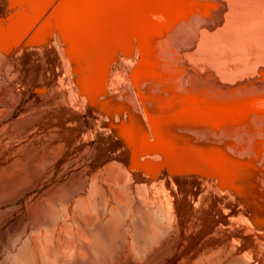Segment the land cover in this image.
<instances>
[{"label":"bare ground","instance_id":"6f19581e","mask_svg":"<svg viewBox=\"0 0 264 264\" xmlns=\"http://www.w3.org/2000/svg\"><path fill=\"white\" fill-rule=\"evenodd\" d=\"M6 3L2 111L38 118L36 104L49 100L53 132L81 147L84 158H76L91 161L89 168L100 164L82 170L79 185L93 184L85 187L88 207L109 211L108 184L114 225L124 215L139 222L147 210L165 216V224L132 225L136 243L159 241L170 217L185 227V210L189 229L237 225L235 239L253 243L264 260V0ZM35 84L42 90L27 94ZM96 150L99 159L90 157ZM135 195L154 202L136 203ZM48 249L44 255H54ZM221 252L211 254L212 264L246 262Z\"/></svg>","mask_w":264,"mask_h":264},{"label":"rangeland","instance_id":"374dc122","mask_svg":"<svg viewBox=\"0 0 264 264\" xmlns=\"http://www.w3.org/2000/svg\"><path fill=\"white\" fill-rule=\"evenodd\" d=\"M6 5H8L6 0H0V20L7 18ZM21 58L18 56L19 64H22ZM41 90L42 87L35 84L26 93L31 94ZM0 92L6 95L8 88L2 84ZM20 93L25 92L22 90ZM48 104L49 100L36 104L35 115L38 118L22 113L15 119L6 117L0 106L2 115L0 116L5 118L0 119V264H27L23 256L26 252L30 255V259L32 258V264H212V259L209 257L214 251L221 250V253H225L226 256H229L227 253L241 256L246 261L244 264H264L253 243L235 239V234L239 232L237 225L230 227L231 229L221 228L216 232L213 228L210 230L189 229L186 225L189 222V216L185 210V218L181 220L185 227L176 224L177 217L173 219L170 217L169 222L172 225L168 227V230L164 228L163 232L166 233L161 234L159 241L156 240L153 244L136 243L133 237L134 228L140 226L142 219H145L148 226L145 222L141 223V226L152 227L151 225L165 224V216L161 214L163 212L156 209V212L158 210L161 213L158 212L154 216L147 210L139 222L137 218L131 217L132 215H124L117 225H114L109 217L110 208L107 207L116 204L114 203L116 201L109 196L108 189L111 187L108 184H102L103 190L105 189L103 192L107 193L104 194L107 195L104 197H108L107 203L113 202V204L110 203L111 205L108 203L110 206L106 204L108 214L103 210L101 212L94 209L90 204L91 208L88 207L85 196L89 195L90 191L88 193L87 190H91L89 185L93 186V184L88 180L79 185L82 181V170L83 174L89 171L95 172L100 164L97 162L94 168H89L92 166L91 161L87 163L83 162L85 159H81L83 161L78 159L83 156L82 150L79 151L81 147H67L63 143L64 136L53 132L55 126L52 124L53 117L51 118L46 107L49 106ZM91 142L95 143L94 140ZM94 153L90 152V157L99 159L101 152L96 150ZM88 155L89 153L86 157ZM70 159H78L77 161L80 162L73 163L76 160L72 162ZM76 164H80L79 167ZM72 165H76V168ZM146 197L154 202L153 197L149 195L144 198L135 195L134 201L143 204L144 201H148L145 200ZM82 198L84 200L80 201ZM178 200L184 207L183 201L180 198ZM161 201L163 202L162 199ZM153 206L151 205V210H155ZM90 209L93 211L91 212ZM146 216L152 219L149 217L147 219ZM132 219H135L134 222L137 220L138 223L135 225ZM235 222L238 223L239 219H235ZM247 225L251 224L246 223ZM45 246L51 252L54 250V255L51 253L52 258L50 254L44 255L43 252L47 250ZM228 248L231 249L228 250Z\"/></svg>","mask_w":264,"mask_h":264}]
</instances>
